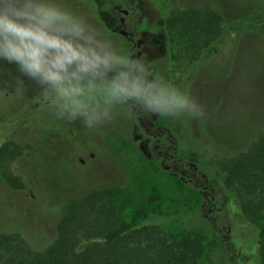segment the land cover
Here are the masks:
<instances>
[{
	"label": "rangeland",
	"instance_id": "374dc122",
	"mask_svg": "<svg viewBox=\"0 0 264 264\" xmlns=\"http://www.w3.org/2000/svg\"><path fill=\"white\" fill-rule=\"evenodd\" d=\"M104 2L107 1L57 0L95 28L100 33L98 38L108 37L121 54L129 56V43L118 33L107 30L99 20L98 12ZM139 3L149 17L145 27L158 21L160 28L164 23L166 29L165 35H156L159 46L151 47L152 50L141 48L143 58L139 61L146 60L144 63L158 76L194 99L204 112L198 118L156 114L154 121L168 131L175 154L185 165L222 176L229 160L264 134V27L261 26L264 0H139ZM202 7L219 12L227 31L207 61L190 68L183 84L177 86V79L168 77V58L181 40L173 35L167 19L174 8ZM3 63L0 145L8 151L17 146L21 151L0 155V182L8 170L26 188L42 186V190L57 199L59 206L51 211L57 217L65 214L71 198L94 187H112L123 226L149 224L164 231L179 247L186 243L209 244L210 225L205 214L209 207L202 206L199 189L170 173L169 165L166 168L167 164L157 161L155 150L159 145L142 137L136 119L130 120L120 112L118 103L109 108L113 119L92 129L84 125L82 118L57 119L49 111L41 87L23 77L15 65ZM90 94L93 106L102 110L108 105L99 86ZM15 120L19 126L12 128L11 122ZM256 222L264 223V211ZM32 228V225L19 226L29 240ZM205 263L226 261L216 249Z\"/></svg>",
	"mask_w": 264,
	"mask_h": 264
},
{
	"label": "trees",
	"instance_id": "16d2710c",
	"mask_svg": "<svg viewBox=\"0 0 264 264\" xmlns=\"http://www.w3.org/2000/svg\"><path fill=\"white\" fill-rule=\"evenodd\" d=\"M98 16L108 29L114 27L109 12L100 11ZM167 24L181 40L168 58V77L177 79L180 86L189 69L206 62L214 52L227 25L219 12L208 7L174 8ZM3 66L0 61V70ZM117 106L134 121L128 104ZM136 122L142 137L160 144L155 150L157 161L169 164L170 173L199 189L202 206L209 207L205 212L209 244L179 247L149 224L123 226L112 187H94L71 198L65 214L57 217L51 212L59 206L56 197L42 186L26 188L7 170L0 182V264H206L216 249L224 255L225 264H264V223L256 222L264 211V134L232 157L222 176L201 167L196 175L176 156L165 128L153 125L145 132L139 119ZM11 126L18 127L19 121ZM18 149L8 151L0 145V155L20 153ZM20 225H32L30 240L22 235Z\"/></svg>",
	"mask_w": 264,
	"mask_h": 264
},
{
	"label": "clouds",
	"instance_id": "9594fccd",
	"mask_svg": "<svg viewBox=\"0 0 264 264\" xmlns=\"http://www.w3.org/2000/svg\"><path fill=\"white\" fill-rule=\"evenodd\" d=\"M99 36L57 0H0V61L41 87L57 119L82 118L92 129L113 119L114 103L136 106L146 116L204 115L194 99ZM97 86L108 101L102 110L91 103Z\"/></svg>",
	"mask_w": 264,
	"mask_h": 264
},
{
	"label": "flooded vegetation",
	"instance_id": "af4514ba",
	"mask_svg": "<svg viewBox=\"0 0 264 264\" xmlns=\"http://www.w3.org/2000/svg\"><path fill=\"white\" fill-rule=\"evenodd\" d=\"M106 3H102L99 9L100 11L109 12L114 21V27L108 29L103 21L99 18L100 22L112 33H118L123 37L127 43H129L130 48L129 57L133 59H141L142 57V47L146 46L147 50H152L151 47H156L160 45L158 36L160 34L165 35L164 23L162 28L159 26L158 21L152 22L153 26L145 27V23L149 18L139 0H105ZM98 12V13H99ZM109 18V19H111ZM149 36V37H148ZM135 50V53L133 52ZM158 52L157 50H155ZM146 61V60H144ZM142 60V62L144 63ZM128 107L134 111L135 119L138 120L141 125H143L144 131L148 132L151 130L153 125L157 126L160 130L164 129L162 126L157 125L154 121L156 114L151 116H146L143 112L136 106L129 105ZM164 135V134H163ZM160 146L158 141L154 142ZM163 147H166L164 144ZM176 151V150H175ZM167 164L166 168H169Z\"/></svg>",
	"mask_w": 264,
	"mask_h": 264
}]
</instances>
